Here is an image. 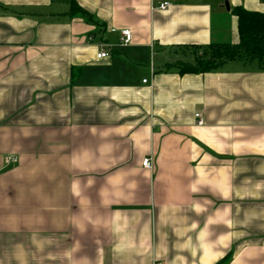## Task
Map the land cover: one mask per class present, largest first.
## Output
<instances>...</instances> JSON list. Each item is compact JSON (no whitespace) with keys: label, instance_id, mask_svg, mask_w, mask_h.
I'll return each mask as SVG.
<instances>
[{"label":"crops","instance_id":"1","mask_svg":"<svg viewBox=\"0 0 264 264\" xmlns=\"http://www.w3.org/2000/svg\"><path fill=\"white\" fill-rule=\"evenodd\" d=\"M73 1L0 0V264H264V71L175 66L264 0Z\"/></svg>","mask_w":264,"mask_h":264},{"label":"trees","instance_id":"2","mask_svg":"<svg viewBox=\"0 0 264 264\" xmlns=\"http://www.w3.org/2000/svg\"><path fill=\"white\" fill-rule=\"evenodd\" d=\"M77 13L85 20L91 19L88 13L70 0V15ZM232 13L237 19L238 42L232 45H209L203 49L195 47V51L202 50L201 54L194 53L192 63L176 64L179 74L210 72L232 60L256 63L264 71V13L248 12L241 7L235 8Z\"/></svg>","mask_w":264,"mask_h":264},{"label":"built area","instance_id":"3","mask_svg":"<svg viewBox=\"0 0 264 264\" xmlns=\"http://www.w3.org/2000/svg\"><path fill=\"white\" fill-rule=\"evenodd\" d=\"M169 7V3L167 2H163L161 4H159L157 7H153V9H158L161 11L166 10ZM120 35V39H119V44L120 46H127L130 41H131V33L129 30H122L119 33ZM96 59L97 60H105L109 58V53L106 52L105 50H100L97 54H96ZM143 83H146V80L143 81ZM195 118H196V125L197 126H202L203 125V119L201 117V115L199 113L195 114ZM5 161L6 162H10V163H15L16 162V158L11 157V156H7L5 157ZM142 166L146 169H151V159H145L142 162ZM153 264H163L161 262H154Z\"/></svg>","mask_w":264,"mask_h":264},{"label":"rangeland","instance_id":"4","mask_svg":"<svg viewBox=\"0 0 264 264\" xmlns=\"http://www.w3.org/2000/svg\"><path fill=\"white\" fill-rule=\"evenodd\" d=\"M201 51H202L201 49H200V50H197V51L194 50V53H195L196 55H200V54H201ZM194 56H195V55H194ZM194 56H193V58H195ZM190 62L192 63L193 61H190Z\"/></svg>","mask_w":264,"mask_h":264},{"label":"water","instance_id":"5","mask_svg":"<svg viewBox=\"0 0 264 264\" xmlns=\"http://www.w3.org/2000/svg\"><path fill=\"white\" fill-rule=\"evenodd\" d=\"M224 7L226 10H229V5H228L227 0H224Z\"/></svg>","mask_w":264,"mask_h":264}]
</instances>
